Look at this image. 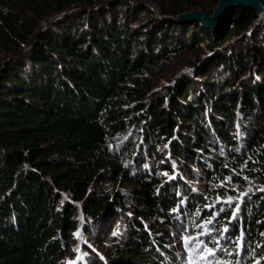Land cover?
<instances>
[{
  "label": "trees",
  "instance_id": "trees-1",
  "mask_svg": "<svg viewBox=\"0 0 264 264\" xmlns=\"http://www.w3.org/2000/svg\"><path fill=\"white\" fill-rule=\"evenodd\" d=\"M207 7L0 0V264H187L195 224L264 264V16L159 17Z\"/></svg>",
  "mask_w": 264,
  "mask_h": 264
},
{
  "label": "rangeland",
  "instance_id": "rangeland-1",
  "mask_svg": "<svg viewBox=\"0 0 264 264\" xmlns=\"http://www.w3.org/2000/svg\"><path fill=\"white\" fill-rule=\"evenodd\" d=\"M214 1L216 2V0H200L201 4L208 5V7L205 10L210 9L209 10L210 13H208L210 15L212 14L211 12H213V10H214L212 7L214 4ZM151 4H153V1H151ZM184 13H186V12H184ZM159 17L161 19H163L164 17H167V16L163 15V16H159ZM168 18H172V17H168ZM172 19H176V18H172ZM257 19H258V21L261 20V18L259 19L258 16H257ZM220 27L221 26H219L218 28H220ZM230 44H231V41H230ZM201 47H202L201 53H204V57L206 58V54L208 53L206 51L208 48L206 47V45H201ZM219 52L221 53L222 51H219ZM181 54H182L181 59L172 60L170 63H168V65L165 66V70L163 72L164 76L158 85V89L159 88H165V86H170L172 84L170 82H172L174 80V78L180 77L181 74H184V73H182L183 70H181L182 66L185 63L192 61L195 57V54H191L189 52H182ZM208 55H210V54H208ZM214 116L217 117L216 114ZM237 146L238 145H236L235 147H237ZM190 185H192L195 189H200L201 187H203L201 182L200 183L195 182V183L190 184ZM120 189H121V187H120ZM132 190H133L132 187H129L127 189H124L123 191L131 192ZM110 222H112V221H110ZM101 226H103V224H101ZM145 226H146V224H145ZM100 227L98 228V231L100 230ZM168 230H169V234H171V237H172V240L170 239L169 242L174 244V247H175V249H177V251L179 249H182L183 258L187 257L189 259L190 248H198L200 246H202L204 248L206 246V252L205 253H207V255H209V254L216 253V251L218 250V247H220V248H222L221 254L217 258L213 259L212 264H258L256 261L251 262V258L250 259L244 258V255H246V250L244 248H241L240 245L236 246L235 248H240L241 254H239L240 251L237 250V251L231 252V254L227 256L229 250L227 251L225 248H223L224 238L215 239L214 237H212L213 232H210L211 229L207 225H201V227H199V224H195L192 226V228L190 227V230H188V231L185 230L184 231L185 234L180 232V230H178L177 228H174V227H171ZM213 231H216V230H213ZM107 233H108V230L107 231L104 230V227H102V229L99 232V235L102 236L101 240H103L105 243H106L105 240H107V237H108ZM193 233H195V234H193ZM112 235H114V233ZM222 236H223V234H222ZM105 243H103V245H101V246H100V244H97V245H99V247L102 251H104L103 248L105 247L104 246ZM232 247H233V245H232ZM178 256L181 257L180 255H178ZM77 262H79L80 264H83V261L81 258H79L78 260L73 259L71 262H66L65 264H77Z\"/></svg>",
  "mask_w": 264,
  "mask_h": 264
},
{
  "label": "water",
  "instance_id": "water-1",
  "mask_svg": "<svg viewBox=\"0 0 264 264\" xmlns=\"http://www.w3.org/2000/svg\"><path fill=\"white\" fill-rule=\"evenodd\" d=\"M237 8L252 9L259 19H262L264 16V7L261 4V0H218L211 15L203 10H195L179 14L176 19L168 17H164L163 19L176 24H192L197 22L204 29L215 31L228 18V15Z\"/></svg>",
  "mask_w": 264,
  "mask_h": 264
}]
</instances>
